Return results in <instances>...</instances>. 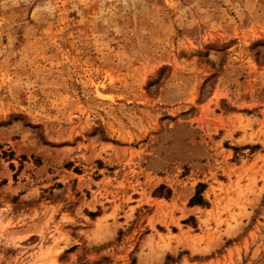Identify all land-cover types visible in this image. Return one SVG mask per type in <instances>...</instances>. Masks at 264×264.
<instances>
[{
  "label": "rangeland",
  "instance_id": "rangeland-1",
  "mask_svg": "<svg viewBox=\"0 0 264 264\" xmlns=\"http://www.w3.org/2000/svg\"><path fill=\"white\" fill-rule=\"evenodd\" d=\"M0 264H264V0H0Z\"/></svg>",
  "mask_w": 264,
  "mask_h": 264
}]
</instances>
